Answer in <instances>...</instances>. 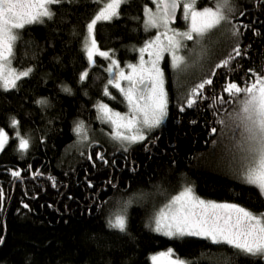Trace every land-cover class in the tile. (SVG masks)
Segmentation results:
<instances>
[{"label":"trees","instance_id":"trees-1","mask_svg":"<svg viewBox=\"0 0 264 264\" xmlns=\"http://www.w3.org/2000/svg\"><path fill=\"white\" fill-rule=\"evenodd\" d=\"M146 4L150 0H128L118 19L96 26L99 48L110 50L119 63L132 61V50L151 34L144 28ZM237 5L232 23L249 27H240L239 35L232 36L227 25L221 43L188 83L177 84L164 66L167 116L146 133L144 141L125 147L108 143L96 127L89 147L75 146L73 129L79 119L91 121L96 102L124 107L118 93L112 91L115 99L109 100L103 92L109 80L107 61L96 57L89 66L83 51L86 25L99 3L63 0L53 6V19L19 31L12 64L18 70L31 67L33 72L17 89H0V128L9 136L0 151L4 192L0 264H151L148 256L165 249L190 264H264V257L245 256L202 237L163 236L150 228L151 211L146 206L151 196L163 205L178 190L191 186L202 198L264 211V196L241 179L239 156L232 151L234 128L220 123L227 121L233 105L223 102L221 110V101L213 99L231 100L222 91L226 81L242 84L251 75L249 69H264V0H238ZM239 11L245 14L239 16ZM237 44L245 54L229 67L216 68L213 75L214 66ZM85 70L88 76L81 82ZM206 78L213 83L188 107L191 89ZM64 86L70 94L62 90ZM42 98L47 103L37 104ZM13 118L19 121L16 128L11 126ZM16 131L29 139L24 152L18 151ZM224 137L229 143H222ZM96 153H102L107 163L96 159ZM15 170L21 171L19 179L11 175ZM37 170L42 175L33 178ZM125 205L127 231L121 233L109 228L107 221Z\"/></svg>","mask_w":264,"mask_h":264},{"label":"snow or ice","instance_id":"snow-or-ice-1","mask_svg":"<svg viewBox=\"0 0 264 264\" xmlns=\"http://www.w3.org/2000/svg\"><path fill=\"white\" fill-rule=\"evenodd\" d=\"M63 0H0V89L7 92L19 87V82L30 76L31 67L17 71L12 67L15 56L16 43L19 40V31L26 26L43 24L45 19L51 20L55 16L53 6L60 5ZM100 3L101 0H95ZM199 0H152L155 11L146 4L144 12L145 31L157 29L156 35L146 41L139 48L138 63L127 64L121 67L120 63L112 58L109 51H102L95 39V29L98 23L111 22L120 17L121 8L128 0H107L95 13L86 25L83 51L89 66L95 64V57L109 58L111 63L106 71L112 73L105 85L104 94L110 96L109 85L117 89L127 106V112L121 113L111 109L108 104L98 102V118L111 126L110 136L115 141L135 144L144 141L145 130L158 127L167 116L168 99L164 87V72L160 62L165 53L170 56V66L180 68L185 57L180 55L181 48L186 47L184 41H193L197 38L217 30L224 25H230L232 36L240 33V27L248 25L233 24L238 7L235 0H214L212 6L198 7ZM182 11V19L187 28L178 31L171 27L177 19V10ZM245 13L239 11L238 15ZM163 28V32L159 29ZM258 34V33H256ZM148 59L145 60L144 54ZM242 53L237 44L226 59L216 65V68L229 67L236 57ZM127 68L129 71H125ZM242 84L235 80L226 81L222 91L227 93L231 100L225 101L223 96L213 97L225 103H234L236 107L229 112L228 119L240 136L237 141L239 151V168L243 183L250 185L264 196V69L255 71ZM215 69L213 75H215ZM88 76L85 70L80 74L83 82ZM126 82V85L121 82ZM211 78L204 79L195 85L189 93L186 105L191 107L203 96L206 86L211 85ZM62 90L70 94L71 89L64 86ZM115 99V97H112ZM37 104H46V99L36 101ZM184 110L183 107L180 109ZM221 124L225 121L221 120ZM19 121L11 120V126L18 127ZM73 131L87 139V131L83 122L77 123ZM217 129L213 128L212 133ZM19 139L18 151L24 152L29 148V139L16 131ZM9 142L8 133L0 128V151L4 150ZM127 151V148L124 149ZM96 159L107 163L102 153L95 154ZM90 160L93 157H88ZM14 178L21 177V171H11ZM42 175L39 170L33 173V178ZM53 187H55L54 178ZM4 192L0 189V207L3 206ZM28 207L27 204L24 205ZM127 205L115 212L107 221L108 227L121 233L127 231ZM155 227L153 231L169 238L202 237L212 244H225L245 256L264 257V212L254 213L238 204L216 203L205 201L196 196L190 186L184 187L177 195L161 207L153 217ZM3 243V237H0ZM174 252L168 249L151 257L152 264H190L179 257L172 258Z\"/></svg>","mask_w":264,"mask_h":264},{"label":"rangeland","instance_id":"rangeland-1","mask_svg":"<svg viewBox=\"0 0 264 264\" xmlns=\"http://www.w3.org/2000/svg\"><path fill=\"white\" fill-rule=\"evenodd\" d=\"M105 2H107V0H101V2L99 3V8L102 7L103 3H105ZM150 2H151V4L148 5V7L152 8L153 11H155V5L152 4V0H150ZM235 2L237 3L238 0H235ZM213 3H214V0H199L198 7L203 8L205 6H212ZM99 8H98V10H99ZM181 17H182V11L179 9L178 14H177V21L178 22L176 21V23L172 24L171 27L175 28L178 31H185L186 28H187V25H186L185 21ZM148 31H150L151 34H150L149 38L146 41L150 40L152 37H154L156 35L157 29H150ZM159 31L163 32V28L159 29ZM227 31H228V26L224 25V26L220 27L217 30H213V32H211L210 34L206 35L205 37L197 38V39H195L193 41H184L183 43L186 45V47L181 48L180 55H183L185 57V62L180 66V68L174 69V68H172L170 66V56L167 53H165V58L160 62V67L162 68L163 72H164V66L168 67L173 72L174 79L177 82V84H182L183 85L185 83L190 82L196 76H198V73L201 70L200 67L203 65V63L206 61V59L210 56V53L215 49V47L218 46L221 43L222 37L224 36V34H226ZM144 43H142L140 46H137L136 48H134L132 50L135 53L134 59L132 61H126L124 63H120V66L121 67H125V65H127V64H136V63H138L139 56H140V53H139L138 49L143 47ZM83 44H84V42H83ZM111 56H112V58L115 59V57L113 55H111ZM100 58H103V59H105L107 61V67L111 63V60L109 58H104V57H100ZM144 58H145V60L148 59L147 53L144 54ZM12 67L15 68L13 66V64H12ZM214 69H216V65L214 66ZM16 70L17 71H22V70H18V69H16ZM125 71L127 72L129 70L127 68H125ZM106 72H107V75H108L109 79L112 78V73H110L108 71H106ZM121 83L126 85V82L122 81ZM108 87H109V92H110L111 95L110 96H106L105 95V96L109 100L113 99L112 97H113V95L114 96L116 95L115 93H118L119 96H121V98L123 100L122 95L120 94V92L117 89L111 87L110 85ZM164 87H165V83H164ZM112 91H114L115 93H111ZM165 91H166V89H165ZM188 91H189V88L186 89V92H188ZM103 92H104V90H103ZM98 102H103L105 104H108V106L111 109H113L114 111H118V112H121V113L127 112V106L124 103V101H123L124 107H123L122 110L117 109V108H113V106L110 103H108V102H105V101H98ZM98 102H96L95 105H97ZM232 105H233V108L231 109L230 112H232L234 110V108L236 107V105L234 103H232ZM224 107H225V104H223V102H221L220 103V109L223 110ZM226 119H227V121H225V123H227V127H229L231 125L234 128V136H233L234 146L232 148V151L236 154V156H239V151H238L236 145H237V141L239 139L240 133L232 125V122L228 119V115H226ZM81 121L83 122L84 127H85V129L87 131L88 138L85 140V139L82 138L81 134H77V133L74 132V134L76 135V139H75V144L76 145L75 146H77V147L86 145L85 148H87V147L90 146V143H92V141L90 140L91 139L90 138L91 137V133L95 134L92 131L93 127H96L98 130H102L101 132H103V133H101V134L103 135V137L106 140L109 141L108 143H112V144L113 143H115V144L117 143L118 146L120 145V147H125V146L130 145L127 142L115 141V140H113L111 138V136H110V133L112 131L111 126H110L109 123H106L105 121H103V120L98 118V110H97L96 107H95V111H94L93 117H92L90 122H87V121H84V120H78L77 123H79ZM228 121L230 123H228ZM77 123H76V125H77ZM150 130L151 129L145 130V134L147 132H149ZM88 141H89V143H88ZM222 143H229L228 138L224 137V139L222 140ZM182 189L178 190L173 196L177 195ZM195 195L198 196L196 193H195ZM171 197L167 200V202L171 199ZM198 197H200V196H198ZM200 198L205 200V201H214L216 203L236 204V203L228 202V201H216V200H213V199H207V198H202V197H200ZM159 200H160V198H158L157 196H151L150 198L147 199V202H146V206H149L148 209H149V211H151L149 213V215H148V216H150L149 217V226H150L151 229H153L155 227L154 222H153L154 214L161 207H163L167 203L166 202L163 205L162 204L159 205V203H161V202H159ZM131 201H133V200H131ZM262 212H264V211H262ZM254 213H260V212H254ZM167 251H168V249H165V250L157 251V252H154V253L150 254L148 256L150 263L152 264V260H151L152 256L158 255L159 253H165ZM176 257L177 256H173L172 258H176ZM180 259L181 260H185V259H182V258H180ZM160 264H164L163 258H161Z\"/></svg>","mask_w":264,"mask_h":264},{"label":"bare ground","instance_id":"bare-ground-1","mask_svg":"<svg viewBox=\"0 0 264 264\" xmlns=\"http://www.w3.org/2000/svg\"><path fill=\"white\" fill-rule=\"evenodd\" d=\"M98 11V10H97ZM79 120H81V119H79ZM74 139H76V135H74ZM112 142V141H111Z\"/></svg>","mask_w":264,"mask_h":264},{"label":"water","instance_id":"water-1","mask_svg":"<svg viewBox=\"0 0 264 264\" xmlns=\"http://www.w3.org/2000/svg\"><path fill=\"white\" fill-rule=\"evenodd\" d=\"M178 11H179V9L177 10V14H178ZM176 21H177V19H176ZM176 21H175V23H176Z\"/></svg>","mask_w":264,"mask_h":264},{"label":"flooded vegetation","instance_id":"flooded-vegetation-1","mask_svg":"<svg viewBox=\"0 0 264 264\" xmlns=\"http://www.w3.org/2000/svg\"><path fill=\"white\" fill-rule=\"evenodd\" d=\"M178 22V21H177Z\"/></svg>","mask_w":264,"mask_h":264}]
</instances>
